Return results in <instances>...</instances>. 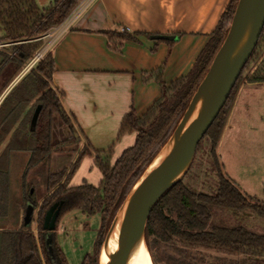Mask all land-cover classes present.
I'll use <instances>...</instances> for the list:
<instances>
[{
	"label": "trees",
	"instance_id": "trees-1",
	"mask_svg": "<svg viewBox=\"0 0 264 264\" xmlns=\"http://www.w3.org/2000/svg\"><path fill=\"white\" fill-rule=\"evenodd\" d=\"M238 1H229L208 44L186 76L167 85L163 80L165 65L142 75L144 84L156 83L160 87L161 96L143 115H136L132 109L124 118L119 138L134 134L135 141L113 165L109 161L112 149L107 152L93 150L94 162L103 177L98 187L88 184L69 186L82 159L92 155L88 143L80 149L70 169L51 171L54 155L72 151L81 142L72 119L63 108L60 94L53 86L55 64L52 54H47L22 78L0 106V150L5 145L4 151L0 152V228L5 229L0 234V264H68L56 242L55 231L51 233L50 245V234L44 229L45 216L56 204L60 207L57 223L63 215L74 210L87 216L100 215L101 226L94 253L86 255L82 262L99 264L101 246L118 209L178 126L227 36ZM79 2L53 0L50 9L41 11L35 0H0V42L10 44L9 53L2 54L3 63L13 64L17 71L25 68L43 45V41L37 39L62 24ZM100 33L107 37L108 46L116 52L125 42L138 43L139 37L149 36L130 33L126 29ZM255 63L254 71L244 76ZM243 80L251 85L264 84V30L228 101L201 141L209 142L218 191L215 194L196 193L182 180L164 194L152 209L145 232L153 264H156L153 244L175 252L171 255L174 264H235L210 261L211 256L207 258L201 250L240 257L243 264H264V233L257 234L242 226H230L223 221L214 223L213 220L214 213L237 215L249 211L264 221V205L245 196L226 177L217 153ZM58 119L67 134L62 141L53 139V127ZM17 161L25 163L20 201L14 198L12 191V169ZM32 171L44 177L28 184L27 178ZM37 187L44 190L41 203L35 197ZM30 205L33 215L31 223L27 224L25 216Z\"/></svg>",
	"mask_w": 264,
	"mask_h": 264
},
{
	"label": "crops",
	"instance_id": "crops-1",
	"mask_svg": "<svg viewBox=\"0 0 264 264\" xmlns=\"http://www.w3.org/2000/svg\"><path fill=\"white\" fill-rule=\"evenodd\" d=\"M229 1L97 0L84 12L51 51L55 64L53 86L79 133L80 148L88 143L92 147L90 157L95 159L93 150L114 152L132 136L119 138L124 118L132 109L136 115H143L161 96L160 87L156 83L144 84L142 75L165 65L163 80L167 85L186 76L208 44ZM122 29L149 36L139 37L138 43L125 42L116 52L100 32ZM0 45H6L0 47L1 106L27 73L24 74L26 67L17 71L13 64L3 63L2 54L9 53L10 44ZM246 85L251 84L240 87L217 152ZM4 149L5 145L0 152ZM4 230L0 228V234ZM33 230L36 231L35 224Z\"/></svg>",
	"mask_w": 264,
	"mask_h": 264
},
{
	"label": "rangeland",
	"instance_id": "rangeland-1",
	"mask_svg": "<svg viewBox=\"0 0 264 264\" xmlns=\"http://www.w3.org/2000/svg\"><path fill=\"white\" fill-rule=\"evenodd\" d=\"M41 11H46L53 6V0H36ZM1 29V28H0ZM0 37L2 33L0 32ZM255 64L245 71L244 76L254 71ZM28 66V64H27ZM26 66V67H27ZM244 84V80L241 86ZM67 136L66 129L61 120H56L53 127L54 141H62ZM135 141V135L125 138L115 149L109 159L113 165L122 152ZM78 150L76 151V149ZM80 146L72 151L56 154L52 157L51 171L70 169L76 162ZM223 173L235 184L248 198H252L264 205V84L246 85L240 92L230 128L217 152ZM21 161L12 169V191L14 198L21 200L23 191L22 175L25 167ZM44 177L38 172H31L27 178L28 184H33ZM102 174L96 166L94 159L86 156L82 159L76 172L72 175L69 186H81L84 184L98 187L102 181ZM183 183L196 193L215 194L219 188V182L213 165L210 146L207 140L201 143L200 150L196 153L188 174ZM41 186V185H40ZM39 186V187H40ZM37 187L35 197L41 203L43 187ZM16 190V191H15ZM18 191V192H17ZM30 208V207H28ZM37 209L34 217H36ZM214 223L225 222L230 226H242L257 234L264 233V221L257 218L252 212H244L235 215L232 212L214 213ZM101 226L99 214L87 216L78 210L66 213L56 224L55 239L65 255L68 264H82L86 255L94 253L96 240ZM106 237V236H105ZM51 240L49 244L51 245ZM156 264H174L171 255L175 252L163 246L152 245ZM210 261L223 260L228 263H242L240 257H233L222 253L206 252Z\"/></svg>",
	"mask_w": 264,
	"mask_h": 264
},
{
	"label": "water",
	"instance_id": "water-1",
	"mask_svg": "<svg viewBox=\"0 0 264 264\" xmlns=\"http://www.w3.org/2000/svg\"><path fill=\"white\" fill-rule=\"evenodd\" d=\"M263 30L264 0H239L227 36L178 126L118 209L101 246L99 264L102 252L118 228V245L108 252L107 264H128L137 246L144 244L147 248L145 232L152 209L188 174L199 144L228 101ZM29 207L25 216L27 224L33 215V206ZM59 216L57 204L45 216L44 229L50 235Z\"/></svg>",
	"mask_w": 264,
	"mask_h": 264
},
{
	"label": "built area",
	"instance_id": "built-area-1",
	"mask_svg": "<svg viewBox=\"0 0 264 264\" xmlns=\"http://www.w3.org/2000/svg\"><path fill=\"white\" fill-rule=\"evenodd\" d=\"M97 0H80L75 9L70 15L60 24L58 27L44 34L37 41H43L41 49L36 53L35 57L31 60L28 66L24 70V74L28 73L40 60H42L47 54L51 53L55 45L60 41L64 35H66L75 26L78 18L86 12ZM125 29H122L124 31ZM6 45H0L5 47Z\"/></svg>",
	"mask_w": 264,
	"mask_h": 264
},
{
	"label": "bare ground",
	"instance_id": "bare-ground-1",
	"mask_svg": "<svg viewBox=\"0 0 264 264\" xmlns=\"http://www.w3.org/2000/svg\"><path fill=\"white\" fill-rule=\"evenodd\" d=\"M118 235L119 228L116 232L111 236L110 241L105 249V251L101 254L100 263L107 264L108 262V252L113 251L118 245ZM128 264H153L150 253L148 252L146 246L144 244H140L137 246L131 254Z\"/></svg>",
	"mask_w": 264,
	"mask_h": 264
},
{
	"label": "flooded vegetation",
	"instance_id": "flooded-vegetation-1",
	"mask_svg": "<svg viewBox=\"0 0 264 264\" xmlns=\"http://www.w3.org/2000/svg\"><path fill=\"white\" fill-rule=\"evenodd\" d=\"M51 236V241H52V234L51 235H49V237ZM49 237H48V239H49Z\"/></svg>",
	"mask_w": 264,
	"mask_h": 264
}]
</instances>
